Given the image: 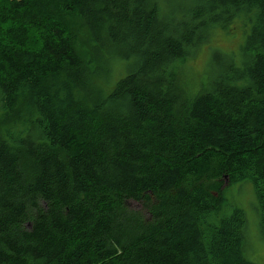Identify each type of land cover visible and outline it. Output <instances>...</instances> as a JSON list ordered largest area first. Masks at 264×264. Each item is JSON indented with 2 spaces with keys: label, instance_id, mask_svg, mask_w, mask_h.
Instances as JSON below:
<instances>
[{
  "label": "trees",
  "instance_id": "1",
  "mask_svg": "<svg viewBox=\"0 0 264 264\" xmlns=\"http://www.w3.org/2000/svg\"><path fill=\"white\" fill-rule=\"evenodd\" d=\"M244 183L264 234V0H0V264H255Z\"/></svg>",
  "mask_w": 264,
  "mask_h": 264
},
{
  "label": "rangeland",
  "instance_id": "2",
  "mask_svg": "<svg viewBox=\"0 0 264 264\" xmlns=\"http://www.w3.org/2000/svg\"><path fill=\"white\" fill-rule=\"evenodd\" d=\"M242 29L246 32L247 27L243 28L236 22L231 23L225 29H214L207 39L189 54L183 64L184 80L187 83L189 81L192 88L194 85L196 86L199 80L205 81L204 72H206V64L210 59L209 52L213 49H218L227 54L235 51L245 36ZM122 64V60H117L111 64L106 80L108 85L123 75ZM124 64L126 65V63ZM224 197L227 202L236 205L244 215L247 258L255 264H264V234L260 231L258 211L254 206L251 187L245 183L239 186L233 185L227 189ZM126 205L131 210H139L138 203L128 201Z\"/></svg>",
  "mask_w": 264,
  "mask_h": 264
}]
</instances>
